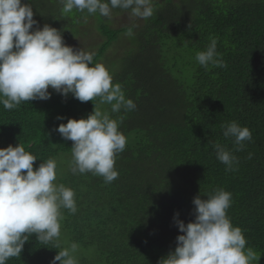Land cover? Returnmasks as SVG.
<instances>
[{
	"label": "trees",
	"instance_id": "16d2710c",
	"mask_svg": "<svg viewBox=\"0 0 264 264\" xmlns=\"http://www.w3.org/2000/svg\"><path fill=\"white\" fill-rule=\"evenodd\" d=\"M28 3L40 27L61 30L64 41L78 34L85 17L93 18L102 36L93 63L124 40L109 72L116 70L115 81L124 82L126 98L136 104L134 111H121L127 144L116 157L115 181L69 169L58 179L74 191L78 208L75 214L61 210V246L78 243L80 264H158L181 234L174 214L185 223L193 220V198L223 188L232 194V224L264 264V0H153L154 15L137 21L131 38L125 32L132 24L113 28L109 19L86 10L64 14L58 0ZM213 38L227 67L206 70L195 55ZM50 92V99L12 110L0 104V148L23 144L37 157L34 169L71 154L72 141L53 129L99 105V98L80 102ZM231 121L248 127L253 139L234 152L239 164L228 172L213 144L233 150L221 127ZM52 246L33 234L21 256L7 264H49L58 251Z\"/></svg>",
	"mask_w": 264,
	"mask_h": 264
},
{
	"label": "clouds",
	"instance_id": "9594fccd",
	"mask_svg": "<svg viewBox=\"0 0 264 264\" xmlns=\"http://www.w3.org/2000/svg\"><path fill=\"white\" fill-rule=\"evenodd\" d=\"M58 2L64 14L74 9L81 13L86 10L89 15L99 14L111 20L114 9L126 12L132 22L125 32L129 38L134 35L136 22L148 20L155 12L153 0ZM94 55L68 45L61 30L47 23L40 27L28 0H0V104L6 110L17 108L21 102L50 99L51 88L64 98L71 94L80 102L94 103L99 98V105H110L113 114L134 111V101L126 98L120 83H113L104 64L93 63ZM195 60L206 70L227 67L217 51L215 38L205 50L196 53ZM99 105L94 103L87 117L68 118L53 130L64 140L72 141L68 162L72 174L91 173L111 183L119 176L116 157L125 150L127 138L120 131L123 118L113 119L109 110H102ZM221 127L223 137L232 140L233 150L221 143H214L213 149L225 170L235 171L239 159L234 152L244 150L245 142L253 139L252 132L236 121ZM36 160L21 143L0 148V264L20 257L33 234L41 245L52 244L51 248L58 249L49 264H80L79 244L72 242L62 247L60 243L61 210L72 214L78 211L75 193L56 182L55 159L48 158L34 169ZM192 203L193 220L185 223L178 212L174 214L181 234L176 237L175 249L158 264H259L261 254L246 247L242 229L234 226L227 214L232 204L229 191L215 188L196 195Z\"/></svg>",
	"mask_w": 264,
	"mask_h": 264
},
{
	"label": "rangeland",
	"instance_id": "374dc122",
	"mask_svg": "<svg viewBox=\"0 0 264 264\" xmlns=\"http://www.w3.org/2000/svg\"><path fill=\"white\" fill-rule=\"evenodd\" d=\"M110 24L113 28L117 27H124V26H130L132 22L129 20L128 14L127 13H113V17L110 20ZM97 22L91 18L87 19V22H85L83 25H81L80 30L78 34L72 36L65 42L73 46L76 49H84L86 51H91V52H96L98 49V46L102 42V36L100 35L99 31L96 28ZM126 36V35H125ZM128 38V36H127ZM122 40V39H121ZM124 43V40L122 41ZM122 42H117L115 44L114 50L110 51L106 57H103L99 63H102L106 66L108 70L113 68L114 66L111 65V62L116 59V57L120 54V51L124 45ZM129 44V41L126 45ZM119 60V58L117 59ZM112 64H117L116 60L112 62ZM116 70L111 72L110 74L113 76V83H120L121 86L123 85L124 82H118L115 81V73ZM122 90L125 93V89L122 86ZM49 91H52L51 88H49ZM126 96V94H125ZM102 110H109V114L113 119H118L119 117H122V112L113 114L110 112V105L104 104V105H99ZM122 115V116H121ZM71 159V154H65L61 155L60 157L56 158L55 160L57 161V179L56 182L58 183V179L62 176V174H65L66 171L68 170V162ZM64 244H67L69 246L71 242H63ZM86 256H91L90 254L84 252Z\"/></svg>",
	"mask_w": 264,
	"mask_h": 264
},
{
	"label": "bare ground",
	"instance_id": "6f19581e",
	"mask_svg": "<svg viewBox=\"0 0 264 264\" xmlns=\"http://www.w3.org/2000/svg\"><path fill=\"white\" fill-rule=\"evenodd\" d=\"M161 11V10H160ZM109 33V32H108Z\"/></svg>",
	"mask_w": 264,
	"mask_h": 264
}]
</instances>
